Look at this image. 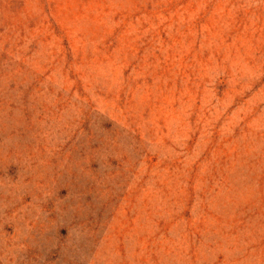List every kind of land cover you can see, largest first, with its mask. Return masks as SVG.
Wrapping results in <instances>:
<instances>
[{
    "label": "rangeland",
    "instance_id": "374dc122",
    "mask_svg": "<svg viewBox=\"0 0 264 264\" xmlns=\"http://www.w3.org/2000/svg\"><path fill=\"white\" fill-rule=\"evenodd\" d=\"M0 264H264V0H0Z\"/></svg>",
    "mask_w": 264,
    "mask_h": 264
}]
</instances>
